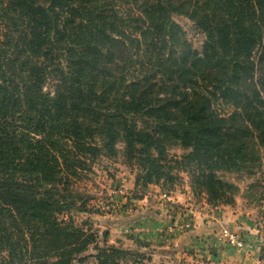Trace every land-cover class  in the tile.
<instances>
[{
    "label": "trees",
    "instance_id": "16d2710c",
    "mask_svg": "<svg viewBox=\"0 0 264 264\" xmlns=\"http://www.w3.org/2000/svg\"><path fill=\"white\" fill-rule=\"evenodd\" d=\"M119 144L134 186L182 171L232 202L221 172L262 164L264 0H0V264H145L75 219L73 180Z\"/></svg>",
    "mask_w": 264,
    "mask_h": 264
},
{
    "label": "rangeland",
    "instance_id": "374dc122",
    "mask_svg": "<svg viewBox=\"0 0 264 264\" xmlns=\"http://www.w3.org/2000/svg\"><path fill=\"white\" fill-rule=\"evenodd\" d=\"M174 19L186 30V36L192 45L199 49L204 39L203 34L194 30L192 22L186 17L176 15ZM219 107L225 110L228 109V106L225 105H220ZM118 148L120 151L116 156L95 159L90 163V169L83 171L78 179L73 180V190L84 197V199H77V203L80 204L84 200V205L82 206L86 208L83 211L77 212L75 219L78 223H83L88 218H92L91 222L87 221L85 228L89 227L91 232L93 231L97 234L100 245L103 244L102 233L106 231L108 233L107 244L123 246L133 252H141L144 255L145 264H150V259L146 260L145 258L150 257V254H152V247L145 245L146 247L142 248L141 243L130 239V236L138 237L142 235L143 224L138 223V225L133 226L126 224L125 221L126 216H128L126 213H130L128 211H130L133 202L142 198L154 202L157 197L153 195L155 192L149 187V184L147 186H134L139 166L133 161L126 160L121 151V144H119ZM169 152L181 154L183 149L178 145H173L169 148ZM261 156L262 164L252 173L221 172L223 177L234 182L239 188L233 196V201L229 203L221 202L214 204L209 201L205 193L197 192L190 185L188 175L182 171L178 173L179 178L173 183H153L159 185L164 190H170L174 187L183 188L184 190L187 187V191H189L188 195L190 198L185 205L181 206L178 216L175 217L176 220L172 218L164 229L167 232H172L171 230L173 229H178L179 232L187 231L194 224L196 211H199L197 214L201 217V213L205 211L208 213L206 217L211 216V214H214L212 216H217L216 212L218 210L214 206L223 205L227 207L225 211L228 212L226 215L229 220L227 219L228 221H226L225 225L212 230V236L206 234L207 238L213 237L214 239L215 237L216 241L221 242V244L241 249L244 253L255 259L257 254L251 253L247 248H239L232 245L226 240L220 239V237L223 236L224 232H236V234L243 238L247 247H249V245L257 241L260 233L264 235V149L261 150ZM203 202L207 203L208 207L200 209V205L205 206L202 204ZM184 221H188L189 226H182ZM127 235L130 236L126 237ZM93 251L90 248L87 252ZM260 256L264 258V246Z\"/></svg>",
    "mask_w": 264,
    "mask_h": 264
},
{
    "label": "crops",
    "instance_id": "0c3cea01",
    "mask_svg": "<svg viewBox=\"0 0 264 264\" xmlns=\"http://www.w3.org/2000/svg\"><path fill=\"white\" fill-rule=\"evenodd\" d=\"M149 187L154 190L155 194L153 195L157 197L156 201L142 198L133 202L130 211H128L130 213H126L128 216H126L125 223L133 226L138 225V223L143 224L144 228L141 236L127 235L126 237L130 236L131 240L141 243L142 248L152 247L150 264L254 263L253 257L244 253L241 249L231 248L216 241L215 237L213 239V237L207 238L206 236V234L212 236V230L225 225L226 221L229 220L226 215L228 212L225 211L227 207L223 205L214 206L218 210L216 212L217 216L211 214V216L206 217L208 213L205 211L201 213V217L197 214L199 211H196L191 229L184 232L173 229L172 232H167L164 227L169 224L172 218L176 220L175 217L178 216L181 206L185 205L190 198L188 188L186 187L183 190V188L174 187L170 190H164L153 183H150ZM202 204L205 206L200 205V209L208 207L207 203L203 202ZM228 225L230 226V224Z\"/></svg>",
    "mask_w": 264,
    "mask_h": 264
},
{
    "label": "built area",
    "instance_id": "2783aa9c",
    "mask_svg": "<svg viewBox=\"0 0 264 264\" xmlns=\"http://www.w3.org/2000/svg\"><path fill=\"white\" fill-rule=\"evenodd\" d=\"M184 220H186V219H184ZM182 226H184V227L189 226V222L184 221ZM220 239H224L228 243L235 245L239 248H247V250H250L251 253L257 254L255 259H254L253 264H264V258L260 256L261 250L263 249V246H264V235H263V233H260L257 241L254 244L249 245V247H247V245L243 241V238L240 235L236 234V232H224L223 236L220 237Z\"/></svg>",
    "mask_w": 264,
    "mask_h": 264
}]
</instances>
